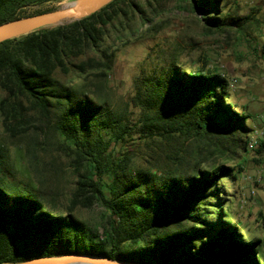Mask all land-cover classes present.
Returning <instances> with one entry per match:
<instances>
[{"label":"trees","instance_id":"16d2710c","mask_svg":"<svg viewBox=\"0 0 264 264\" xmlns=\"http://www.w3.org/2000/svg\"><path fill=\"white\" fill-rule=\"evenodd\" d=\"M62 1L0 0V26L45 12L27 15L32 7ZM165 1L146 0L149 6ZM188 1L207 15L210 28H245L243 18L224 14L221 0ZM130 14L144 20L135 0H113L91 16L0 43L5 131L17 138L33 124L47 136L42 145L54 142L76 175L66 211L48 206L40 190L0 186V264L73 254L140 264H261V241H248L224 210L223 179H236V169L206 167L202 159L204 148L250 151V116L230 101L228 78L173 61L162 73L135 80L138 114L102 95L116 63L111 35L120 28L118 41H130ZM135 139L146 149L167 141L172 148L193 142L200 151L185 164L173 159L175 170L141 169L136 159L147 153L125 149ZM93 205L103 209L105 224L75 215L79 206Z\"/></svg>","mask_w":264,"mask_h":264},{"label":"rangeland","instance_id":"374dc122","mask_svg":"<svg viewBox=\"0 0 264 264\" xmlns=\"http://www.w3.org/2000/svg\"><path fill=\"white\" fill-rule=\"evenodd\" d=\"M74 1L32 7L27 15L52 11ZM135 1L145 12L144 20L129 15L133 35L129 34L128 43L118 41L120 28L113 31L110 43L117 48L116 63L102 95L114 105L130 107L138 114L133 104L137 78L158 75L173 61L187 71H217L231 83L230 101L250 116V139L256 137L263 141L264 0L220 1L224 14L245 20L243 30L210 28L203 20L207 15L195 13L188 0H166L160 6H149L146 0ZM3 96L0 90V99ZM45 138L33 124L24 134L12 138L0 117V153L2 170L6 172L0 186L9 192L15 189L24 194H36L40 190L43 194L40 199L48 206L66 211L76 190V175L70 159L57 150L54 142L42 145ZM125 149L142 156L147 153V158L136 159L141 169L154 166L171 170H175L173 159L185 164L194 160V152L200 151L193 142L172 148L167 141H159L146 149L137 139L130 141ZM256 150L247 152L246 148H236L228 152L204 148L201 153L206 167L227 164L236 169V179H223L222 196L227 200L224 210L227 219L239 226L248 241H261L259 259L264 264V149ZM75 215L99 225L107 222L98 205L79 206Z\"/></svg>","mask_w":264,"mask_h":264},{"label":"water","instance_id":"95a60500","mask_svg":"<svg viewBox=\"0 0 264 264\" xmlns=\"http://www.w3.org/2000/svg\"><path fill=\"white\" fill-rule=\"evenodd\" d=\"M113 0H76L58 9L32 15L0 26V43L14 39L40 28L79 20L98 12ZM140 264L121 262L109 257L96 255H64L58 257H42L25 262L11 264Z\"/></svg>","mask_w":264,"mask_h":264},{"label":"built area","instance_id":"2783aa9c","mask_svg":"<svg viewBox=\"0 0 264 264\" xmlns=\"http://www.w3.org/2000/svg\"><path fill=\"white\" fill-rule=\"evenodd\" d=\"M261 141L256 138V137H253L249 140V149L252 151V150H255V149H258L259 145H260Z\"/></svg>","mask_w":264,"mask_h":264},{"label":"bare ground","instance_id":"6f19581e","mask_svg":"<svg viewBox=\"0 0 264 264\" xmlns=\"http://www.w3.org/2000/svg\"><path fill=\"white\" fill-rule=\"evenodd\" d=\"M81 264H89V263H81Z\"/></svg>","mask_w":264,"mask_h":264},{"label":"crops","instance_id":"0c3cea01","mask_svg":"<svg viewBox=\"0 0 264 264\" xmlns=\"http://www.w3.org/2000/svg\"><path fill=\"white\" fill-rule=\"evenodd\" d=\"M223 45V44H222ZM262 264V263H261Z\"/></svg>","mask_w":264,"mask_h":264}]
</instances>
